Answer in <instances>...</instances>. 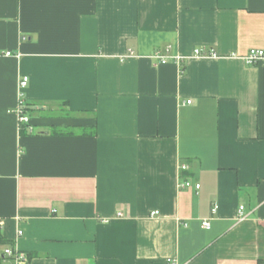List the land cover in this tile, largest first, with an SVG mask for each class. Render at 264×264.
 <instances>
[{
  "label": "crops",
  "instance_id": "obj_1",
  "mask_svg": "<svg viewBox=\"0 0 264 264\" xmlns=\"http://www.w3.org/2000/svg\"><path fill=\"white\" fill-rule=\"evenodd\" d=\"M252 48L264 0H0V264H264Z\"/></svg>",
  "mask_w": 264,
  "mask_h": 264
},
{
  "label": "built area",
  "instance_id": "obj_2",
  "mask_svg": "<svg viewBox=\"0 0 264 264\" xmlns=\"http://www.w3.org/2000/svg\"><path fill=\"white\" fill-rule=\"evenodd\" d=\"M172 45H168L165 49L164 53H157L154 58L157 59L161 63H166L170 60H173L177 63H181L184 60V57L182 55H174L172 53ZM130 53H133L132 50ZM7 55H10V52L6 53ZM193 55L195 56H215L216 53L213 51L207 52L205 48H196L193 51ZM19 56V54L17 55ZM243 61L245 64L250 65V66H258V65H264V49H259V48H252L247 54L242 56ZM29 83V77L28 76H23L20 79L19 86H18V105L15 110V113L17 114L18 120H19V125L22 127L23 125H26L29 131H32L33 126L31 124V118L27 114V103H26V88ZM183 168H187V166H183ZM183 186L186 187H191L193 186V183L191 181H186ZM196 188H200V184L195 185ZM239 217L241 219H244L246 216L244 214V206H241L239 209ZM158 214V211L152 212V215ZM105 222L108 221V219L104 220ZM203 227L204 228H210L211 223L210 221L204 220L203 221ZM22 233V232H19ZM5 254L7 256H10L13 258L14 263H18L20 261L26 260V256L23 252L19 251L18 249H15L13 247H9L5 249ZM13 263V264H14Z\"/></svg>",
  "mask_w": 264,
  "mask_h": 264
}]
</instances>
